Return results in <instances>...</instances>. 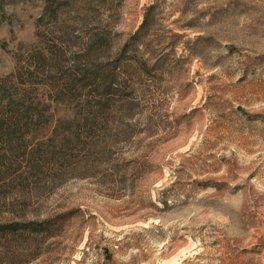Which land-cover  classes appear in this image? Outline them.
Masks as SVG:
<instances>
[{
	"label": "rangeland",
	"instance_id": "1",
	"mask_svg": "<svg viewBox=\"0 0 264 264\" xmlns=\"http://www.w3.org/2000/svg\"><path fill=\"white\" fill-rule=\"evenodd\" d=\"M109 82L131 137L64 148ZM13 114L0 224L55 233L0 234V264H264V0H0Z\"/></svg>",
	"mask_w": 264,
	"mask_h": 264
},
{
	"label": "trees",
	"instance_id": "2",
	"mask_svg": "<svg viewBox=\"0 0 264 264\" xmlns=\"http://www.w3.org/2000/svg\"><path fill=\"white\" fill-rule=\"evenodd\" d=\"M148 18L144 23L142 29L148 23ZM32 75V73H31ZM87 75V74H86ZM19 79L22 80V76L19 75ZM89 84H87L88 86ZM101 87V85H100ZM100 88L95 87L92 95L94 92L100 93L101 97L98 99H92L90 97H85L83 102V113L80 116L76 117V120L71 124V130H75L74 134H68L67 139L61 143L64 148H69V145H72L73 150L82 144L85 149L90 147H102V148H109L112 144H116L121 137H131V131H120L114 130L112 127L113 123L119 119L118 117H111V115L107 112L114 104L111 102V98H108L106 95H109L110 90H114L113 94L119 92L117 86H114L112 82L109 84H104L101 87V91L99 92ZM13 94L16 96L18 95H25L21 94L16 90ZM88 96V94H87ZM81 99V98H80ZM82 100V101H83ZM116 111V109H115ZM19 119V120H18ZM21 119L16 116V114L11 115L8 118L0 119V130H3L5 133L10 135V129L17 125H21L24 127L25 124L20 121ZM119 122V121H118ZM66 142V144H65ZM78 143V144H77ZM66 145V147H65ZM71 147V146H70ZM66 155L67 154L66 152ZM166 191H162L164 194ZM163 204H167V200L161 201ZM152 204L156 206V203L152 202ZM62 216V215H59ZM55 227L53 226V222L51 220H44L41 222L37 221H30V222H21V221H14L10 223H2L0 224V234L5 235L9 233H27L32 232L35 233L37 236H42V238H47L53 236L55 233ZM38 240V239H36ZM31 248L34 246L30 245ZM249 250H243L244 252H248ZM3 263V261H2Z\"/></svg>",
	"mask_w": 264,
	"mask_h": 264
}]
</instances>
